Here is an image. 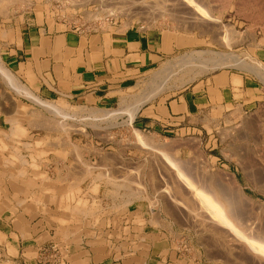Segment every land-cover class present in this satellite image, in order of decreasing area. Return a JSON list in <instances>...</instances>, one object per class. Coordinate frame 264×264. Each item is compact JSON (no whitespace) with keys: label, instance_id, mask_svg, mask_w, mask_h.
Masks as SVG:
<instances>
[{"label":"crops","instance_id":"0c3cea01","mask_svg":"<svg viewBox=\"0 0 264 264\" xmlns=\"http://www.w3.org/2000/svg\"><path fill=\"white\" fill-rule=\"evenodd\" d=\"M1 33L8 51L4 65L16 87L2 74L8 85L0 80V263L201 264L168 220L130 208L127 195L135 191L128 183L99 173L93 164L97 143L83 144L72 134L74 125L35 102L68 110L118 105L146 71L190 49L192 37L113 22L68 25L49 17L27 19ZM258 59L264 64V51ZM260 99L264 94L251 78L222 70L143 104L128 125L154 138L188 134L211 129ZM83 149L89 150L90 165L81 158ZM31 166L38 173L32 179ZM84 200L90 215L76 206ZM22 202L30 212H23ZM70 207L73 217L60 213V223L48 212Z\"/></svg>","mask_w":264,"mask_h":264},{"label":"rangeland","instance_id":"374dc122","mask_svg":"<svg viewBox=\"0 0 264 264\" xmlns=\"http://www.w3.org/2000/svg\"><path fill=\"white\" fill-rule=\"evenodd\" d=\"M43 17L68 25L113 22L192 37L190 49L146 71L121 95L118 105L68 110L67 105L63 109L36 103L43 110L48 106L51 116L60 117L67 126L74 125L72 134L83 144L97 143L99 156L93 164L99 173L107 172L112 180L128 183L125 185L135 191L127 195L130 208L148 217L153 211L155 217L168 220L177 233L185 235L186 244L201 264H264V99L255 107L223 117L211 124V129L178 133L173 138L134 131L128 124L135 115L130 120L126 111L169 67L173 69L165 76L163 90L147 102L170 97L194 80L222 70L251 78L264 94V64L258 59L264 51V0H0V40L1 32L11 31L27 19L40 22ZM206 52L233 54L245 66L211 69L210 64L195 60L182 64L181 59ZM7 53L0 44V68L6 73ZM197 71L200 74L196 75ZM0 73V80L8 85ZM140 137L147 145H141ZM83 153L81 158L90 165L89 150L83 149ZM73 163L69 162L72 173ZM30 169V179L37 177L35 167ZM84 181L82 189L87 187ZM99 182L105 186L112 183L104 178ZM22 205L24 213L31 211L25 202ZM94 205L92 212H96ZM76 206L83 215L86 210L90 215L85 200ZM48 212L60 223L64 218L60 213L73 217L74 210Z\"/></svg>","mask_w":264,"mask_h":264},{"label":"bare ground","instance_id":"6f19581e","mask_svg":"<svg viewBox=\"0 0 264 264\" xmlns=\"http://www.w3.org/2000/svg\"><path fill=\"white\" fill-rule=\"evenodd\" d=\"M194 55V54H193ZM205 53L203 54V53H197V54H195V57L194 56H191L192 58L191 59H181V61H183L182 62V64H189V61H190V63H193V61L195 60V61H198V63H201V64H210V66H212V67H210L211 69H213V68H216V67H218V66H221V65H229V64H236V65H242L243 63H242V61L240 62L239 61V58H238V60H237V58H236V56L235 55H233V54H222V53H212V52H210V54H208L207 52H206V58H204L205 56ZM186 57V56H185ZM193 60V61H192ZM192 61V62H191ZM199 61H201V62H199ZM180 63V62H179ZM181 64V63H180ZM195 65V64H194ZM244 65V64H243ZM242 65V66H243ZM174 66V65H173ZM187 66V65H186ZM199 66V65H198ZM198 66H195V67H198ZM200 66H202V65H200ZM203 66H205V65H203ZM245 66V65H244ZM243 66V67H244ZM171 68L172 67H169V68H167V69H165V71H163V73L159 76V77H157L156 76V78H155V82H154V84H152V86H151V88L147 91V92H145V93H142L140 96H138V97H135V99H134V101L132 102V104L129 106V107H127V109H126V111H128L129 112V114H130V116L128 117V118H130V120H131V118H133V116L138 112V110H139V108L144 104V103H146L147 101H149V100H151L152 98H154L158 93H160L162 90H163V87L165 86V79H166V75L168 76V72L169 71H171ZM206 68V67H205ZM173 69V68H172ZM201 69L203 70L204 68L203 67H201L200 68V71H201ZM0 70H1V72L3 73V75L4 76H6L7 78L6 79H8V81H9V83L12 85V86H15L16 87V83L13 81V79L8 75V73H6L2 68H0ZM204 71V70H203ZM199 72L197 71V73L195 72V74L197 75ZM200 74V73H199ZM194 75V74H193ZM35 102H37V101H35ZM40 103V102H39ZM40 105V104H39ZM43 105V104H42ZM46 106V104H44V106H41V107H45ZM48 107V106H47ZM47 107H45L44 109L45 110H48L47 109ZM55 108V107H54ZM57 108V107H56ZM51 109H53V108H51ZM50 109V110H51ZM56 110V109H55ZM52 112H53V110H51ZM50 111V112H51ZM49 112V111H48ZM59 112H62V111H59ZM121 112V111H120ZM128 114V113H127ZM65 116H66V114H65ZM66 119V118H65ZM230 182V181H229ZM230 184H231V182H230ZM129 188V187H128ZM242 193V192H241ZM240 193V195H243V193L241 194ZM73 197V196H72ZM240 200H242L241 199V196H240ZM68 206V205H67ZM67 206L65 205V207L67 208ZM64 207V206H63ZM64 207V208H65ZM63 208V209H64Z\"/></svg>","mask_w":264,"mask_h":264}]
</instances>
